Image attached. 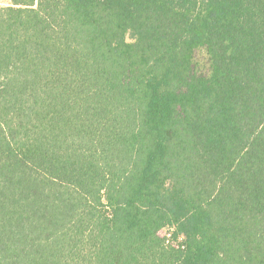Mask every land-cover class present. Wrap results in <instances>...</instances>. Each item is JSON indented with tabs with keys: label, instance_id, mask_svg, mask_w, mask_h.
Wrapping results in <instances>:
<instances>
[{
	"label": "trees",
	"instance_id": "trees-1",
	"mask_svg": "<svg viewBox=\"0 0 264 264\" xmlns=\"http://www.w3.org/2000/svg\"><path fill=\"white\" fill-rule=\"evenodd\" d=\"M0 264H264V0L0 6Z\"/></svg>",
	"mask_w": 264,
	"mask_h": 264
},
{
	"label": "rangeland",
	"instance_id": "rangeland-1",
	"mask_svg": "<svg viewBox=\"0 0 264 264\" xmlns=\"http://www.w3.org/2000/svg\"><path fill=\"white\" fill-rule=\"evenodd\" d=\"M11 3V0H0V6H5Z\"/></svg>",
	"mask_w": 264,
	"mask_h": 264
}]
</instances>
